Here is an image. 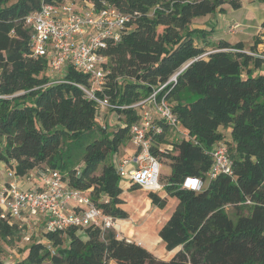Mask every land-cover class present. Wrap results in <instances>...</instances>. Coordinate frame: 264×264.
<instances>
[{"label": "trees", "instance_id": "1", "mask_svg": "<svg viewBox=\"0 0 264 264\" xmlns=\"http://www.w3.org/2000/svg\"><path fill=\"white\" fill-rule=\"evenodd\" d=\"M63 1L0 0V162L21 177L39 167L60 169L105 214L126 219L122 177L112 158L140 118L131 105L167 83L157 98L170 103L180 136L171 141L169 125L159 120L149 150L171 168L159 179L178 199L159 236L167 250L180 249L163 260L114 228L90 225L81 229L85 238L78 227L44 232L12 264H264V58L248 53L242 41L215 40L213 28L194 23L226 13V4L240 9L243 0H83L129 16L121 39L102 50L111 72L97 95L121 106L113 109L125 117L111 131L79 86L89 84L88 74L69 66L62 81L53 82L48 59L33 55L26 16ZM220 141L228 144L233 172L200 190L185 187L188 178L206 183L211 150ZM149 196L161 209L168 204L159 191ZM23 228L0 217V264L3 242L18 241Z\"/></svg>", "mask_w": 264, "mask_h": 264}, {"label": "built area", "instance_id": "2", "mask_svg": "<svg viewBox=\"0 0 264 264\" xmlns=\"http://www.w3.org/2000/svg\"><path fill=\"white\" fill-rule=\"evenodd\" d=\"M128 20L129 16L113 5L108 4L98 10L92 2L83 0L46 2L39 10L26 16V23L34 30L31 38L33 55L48 59L53 82L62 81L69 66L88 74L89 84L79 86L89 98L97 102L98 110L104 107L121 108L111 104L108 97L97 95V91L103 89L111 72L108 66L109 57L102 50L109 40L117 42L121 39ZM240 27L239 23H233L228 30L236 32ZM258 32L264 35V24L259 26ZM247 52L264 58L254 51ZM171 80L176 81L177 77L173 76ZM158 90L131 105L139 108L140 116L130 127V140L140 149L135 159L138 166H116V171L122 178L154 192L163 189L159 179L162 162L150 153L151 135L161 131L159 120L176 131L179 130L177 115L165 97L158 100ZM155 114L158 115V120ZM184 134L187 136V133ZM211 156L212 164L205 174L207 180L222 173L233 172V161L226 142L216 143L211 150ZM33 170L23 176L26 181L34 184L33 187L24 188L15 180L1 186V218L18 224H29L30 218L38 219V226L43 227L44 232L64 231L69 227H78L81 230L90 225L104 230L114 228L120 237V219L105 214L92 201L87 191L70 186L59 169L44 166ZM9 175L11 179L17 176L12 169L9 170ZM204 184L203 178L194 177L188 178L184 186L200 190ZM26 238L30 240V237Z\"/></svg>", "mask_w": 264, "mask_h": 264}, {"label": "rangeland", "instance_id": "3", "mask_svg": "<svg viewBox=\"0 0 264 264\" xmlns=\"http://www.w3.org/2000/svg\"><path fill=\"white\" fill-rule=\"evenodd\" d=\"M225 7L228 9V12L225 14V16L220 15L219 13H216L212 16H202L195 18L194 23L206 25L208 28H213V38L215 40H217L219 36L228 37L234 35L229 32L228 25L230 22L234 20H240L242 17H244L245 11L242 9H233L229 4H226ZM225 20L227 21L225 22ZM235 36L239 35L235 34ZM254 39H256L255 36ZM155 117L157 120L159 119L158 115L156 114ZM124 118V115L118 113L112 107H104L99 109L97 112L98 122L103 126L107 125L109 131L114 129L116 124L119 123V121L124 120ZM175 134L180 136V132ZM173 135L174 134H172V136ZM167 169L168 165H162V172L167 171ZM59 171L63 174L62 170L59 169ZM8 178H10L9 171L2 167L0 169V184L2 183L4 185V181L8 180ZM161 183L163 184L162 180ZM207 184L208 180L206 181L205 186ZM132 190L134 191L128 195L126 199V207L129 210L130 216L122 220V232L120 233V237H127L128 239L135 241L137 240L141 243H146L147 245L152 246L156 244L160 238L159 229L166 221L169 211L175 208V204L170 201L164 209H161L153 205L151 202L149 194L150 192H153L152 190L146 189L144 187H139L138 189L132 188ZM37 220L30 218L29 224H25V222L20 223L24 228L22 237L18 241H15L12 244L3 242V255L1 264H12L14 261L22 258L25 254L26 247L34 239L40 238L45 230L43 227L38 226V221L40 220ZM26 237H30V240H28Z\"/></svg>", "mask_w": 264, "mask_h": 264}, {"label": "crops", "instance_id": "4", "mask_svg": "<svg viewBox=\"0 0 264 264\" xmlns=\"http://www.w3.org/2000/svg\"><path fill=\"white\" fill-rule=\"evenodd\" d=\"M240 9L245 11L244 17H242V18L240 17L241 18L240 20H234V21L230 22V24L228 25V26H230L233 23H239L241 25L240 29H238L236 32H230L229 31L231 34H234L232 36H228V37L219 36L218 39H226L232 43L242 41L245 45V49L251 51L252 47L254 46L255 40L258 38V40L260 42L257 44L256 49L254 51L256 53L264 56V35H262L258 32L259 26L261 24H264V0H243V6ZM227 12H228V9L226 7V13H219V14L225 16V14H227ZM214 14H216V13H214ZM214 14H209L208 16H212ZM226 21L227 20H225V22ZM196 25H200V24H196ZM200 26L207 27L206 25H202V24ZM235 34H238L239 36H235ZM254 36L256 37V39H254ZM122 121L123 120L119 121V123H117V124L120 125L122 123ZM117 124L115 127H118ZM170 131H171V133L169 135V139L171 141L176 140L179 136L175 133L179 132V130L176 131V129L170 127ZM225 131L227 132V139L230 140L231 139V134H230L231 128L228 127L227 129H225ZM172 134H174V135L172 136ZM168 145L170 146L171 144H168ZM139 152H140V149L138 147H136L131 142V140H129L125 144L120 146L119 151L113 155L112 160L114 161L116 166L123 164L127 168L136 167V166H138V162H136L135 159L138 156ZM2 167L6 168V170H8V171L10 170V168L7 166V164L5 162H0V169ZM33 171L31 170L30 172H33ZM170 172H171V168L168 166V169H167V171H164V174H169ZM12 180H15V182L19 183L24 188H31L32 185H34V184L26 181L23 177H21L19 175H17L16 177H14L12 179L8 178V180L4 181V184L7 183L8 181H12ZM2 185L3 184L1 183L0 187ZM121 185L123 187L122 196L126 200L127 196L130 195L134 191V190H132V188L135 184L129 182L126 178H122ZM162 190L159 191L160 195L162 197L167 198L168 203L170 201H172L176 207L178 204V199L176 197H172V196L168 195V193L164 189H162ZM126 205H127V203L125 202L122 206H123V208H125L129 212ZM174 209L169 211V214L167 216L166 221L169 219V217L171 216ZM119 219L121 220L122 218H119ZM160 229H161V227H160ZM79 233L85 238V235L81 230L79 231ZM41 237H42V235L40 236V239H41ZM136 242L142 244L147 249L152 251L157 257H159L163 260H169L178 251L177 249H173L170 251L167 250L166 244L162 240L161 237L158 239L157 243L152 245V246H149L146 243L145 244L141 243L137 240H136ZM109 264H116V263L114 261H112Z\"/></svg>", "mask_w": 264, "mask_h": 264}, {"label": "water", "instance_id": "5", "mask_svg": "<svg viewBox=\"0 0 264 264\" xmlns=\"http://www.w3.org/2000/svg\"><path fill=\"white\" fill-rule=\"evenodd\" d=\"M192 61H190V62H188L179 72H177L174 76L175 77H177V75L181 72V71H183L190 63H191ZM175 249H177V250H179L180 249V247H177V248H175Z\"/></svg>", "mask_w": 264, "mask_h": 264}, {"label": "bare ground", "instance_id": "6", "mask_svg": "<svg viewBox=\"0 0 264 264\" xmlns=\"http://www.w3.org/2000/svg\"><path fill=\"white\" fill-rule=\"evenodd\" d=\"M118 226L122 228V219L120 220V224Z\"/></svg>", "mask_w": 264, "mask_h": 264}]
</instances>
